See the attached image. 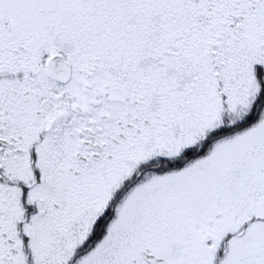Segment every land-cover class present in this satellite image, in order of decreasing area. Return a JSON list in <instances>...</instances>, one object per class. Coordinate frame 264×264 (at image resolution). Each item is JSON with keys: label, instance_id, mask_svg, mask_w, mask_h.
<instances>
[{"label": "snow or ice", "instance_id": "snow-or-ice-1", "mask_svg": "<svg viewBox=\"0 0 264 264\" xmlns=\"http://www.w3.org/2000/svg\"><path fill=\"white\" fill-rule=\"evenodd\" d=\"M0 264H264V0H0Z\"/></svg>", "mask_w": 264, "mask_h": 264}]
</instances>
